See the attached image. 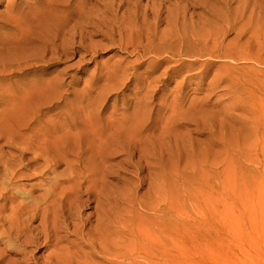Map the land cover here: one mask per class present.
<instances>
[{"label": "rangeland", "instance_id": "1", "mask_svg": "<svg viewBox=\"0 0 264 264\" xmlns=\"http://www.w3.org/2000/svg\"><path fill=\"white\" fill-rule=\"evenodd\" d=\"M34 1L0 0V105L23 98V109L10 113L8 123L24 120L37 110L47 116L56 115L67 104L66 109L76 108L82 120L85 116L78 105L83 93L101 86L104 81H98L99 76L119 64L142 82L139 86L145 81L151 83V90L159 87L162 91L158 97L165 93L170 99L177 96L180 86H185V74H190L188 91L195 102L203 101L208 94L196 88L209 86L219 73L217 77L229 73L250 84L242 86L249 92L242 96L249 108L245 112L219 114L215 119L196 117L201 126L189 127L191 132L186 138L192 150L175 154L181 157L179 168L176 163L156 165L147 146L141 162L149 166L147 171L135 166L136 159L118 151L104 150V159L94 157V204L83 210L86 218L94 207V264H264V62H258L264 52L256 43L245 42L247 36L237 39L246 28L264 30V0H210L203 14L199 8L192 9V57L185 65L180 66L182 57L161 66L155 57H146L137 64L138 55L127 57L124 49L109 43L110 25L105 22L101 29L106 40L100 36L87 42L94 44L98 53L86 55L82 51L62 63L53 62L45 75L38 72L41 64L35 65L27 56L17 60V53L9 51L23 42L30 44L27 35L32 31L25 15L19 17L12 9L29 12ZM103 2L112 10L118 6L116 17L123 20L132 18L147 4V0ZM84 3L77 0V5ZM166 8L169 14L175 10L172 5ZM101 11L98 15L109 21L115 18L110 11ZM262 37L260 43H264ZM248 44L252 46V58L234 60ZM255 51L259 54L254 55ZM174 66L175 73L161 76L166 68ZM37 82H48L50 86H35ZM226 93L232 94L220 88L210 96L206 113L215 101H223ZM129 97L130 92L124 91L96 99L93 92L91 105L101 118L93 117L94 123L100 121L101 126L107 118L119 119L122 108L130 106ZM52 102L59 103V110L49 109ZM131 138L132 133L126 143ZM157 144L154 139L148 141L153 147L150 153L158 155Z\"/></svg>", "mask_w": 264, "mask_h": 264}, {"label": "bare ground", "instance_id": "2", "mask_svg": "<svg viewBox=\"0 0 264 264\" xmlns=\"http://www.w3.org/2000/svg\"><path fill=\"white\" fill-rule=\"evenodd\" d=\"M209 1L147 0L145 8L123 20L116 17L120 8L115 6L112 10L103 0H85L82 5H77V0H35L29 12H20L18 7L12 9L19 17L25 15L32 31L27 35L30 44L23 42L9 51L17 53V60L27 56L35 65L41 64L38 72L45 75L53 62L62 63L82 51L86 55L98 53L94 44L87 42L100 36L106 40L101 28L107 22L111 33L107 37L109 43L124 49L127 57L138 55L137 64L146 57H155L161 66L182 57V66L192 57V9L199 8L203 14ZM98 5L115 18L109 21L106 16L98 15L103 13L97 9ZM167 5L175 8L171 14ZM262 35L264 30L246 28L237 34V39L247 36L245 42L256 43L264 52V43H260ZM20 40L25 41L23 37ZM250 47L248 44L238 51L234 60H250ZM257 54L255 51L254 55ZM258 59L259 63L264 62V54ZM176 69V66L168 67L161 76L175 73ZM218 75L209 86L196 88L208 94L203 101L195 102L188 91L190 74L182 75L185 86H180L177 96L170 99L165 93L158 97L161 90L159 87L151 90V83L145 81L144 86H139L142 82L128 75L127 68L119 64L99 76L98 81H104L101 86L83 93L78 105V111L85 116L82 120L76 108L66 109L67 104L56 115L47 116L37 110L24 120L8 123L6 118L10 113L23 109V98L0 105V264H94V207L86 218L83 216V210L94 204V157L104 159L101 155L104 150L118 151L136 159L135 166L147 171L149 166L141 165L143 149L147 146L156 165L176 163L179 168L181 157L178 159L175 154L192 150L186 138L191 132L189 127L201 126L196 117L215 119L219 114L233 115V111L249 109L242 97L249 94L242 87L250 86L247 80L241 82L229 73ZM35 86L50 85L37 82ZM220 88L232 94L226 93L223 101H215L206 113L208 99ZM124 91L130 92L131 103L129 108H122L120 118H107L101 126L100 121L94 123L93 117L101 118L94 114L92 93L101 99L103 94ZM224 101L227 102L223 104ZM58 104L52 102L49 109L59 110ZM130 133L132 138L126 143ZM144 133L148 135L145 138ZM152 139L159 143L158 155L154 151L150 153L153 147L148 141ZM94 146L98 149L94 150ZM60 167L64 169L60 171ZM106 219L110 216L106 215ZM39 251L41 254L35 256Z\"/></svg>", "mask_w": 264, "mask_h": 264}]
</instances>
